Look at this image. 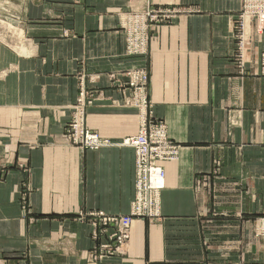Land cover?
Masks as SVG:
<instances>
[{
	"label": "crops",
	"instance_id": "0c3cea01",
	"mask_svg": "<svg viewBox=\"0 0 264 264\" xmlns=\"http://www.w3.org/2000/svg\"><path fill=\"white\" fill-rule=\"evenodd\" d=\"M149 3L180 12L129 54L119 12ZM0 7V264H264V34L249 24L239 66L241 0ZM140 68L145 104H132ZM81 88L85 127L109 141L96 149L65 131ZM150 117L180 145L161 163L160 216L133 219L124 254L94 259L112 229L91 213L130 212L135 156L121 142Z\"/></svg>",
	"mask_w": 264,
	"mask_h": 264
},
{
	"label": "built area",
	"instance_id": "2783aa9c",
	"mask_svg": "<svg viewBox=\"0 0 264 264\" xmlns=\"http://www.w3.org/2000/svg\"><path fill=\"white\" fill-rule=\"evenodd\" d=\"M180 12L177 7L155 6L147 4L144 9L120 11V27L126 34L127 52L140 55L146 52L148 34L163 23H170ZM4 22L0 20V24ZM255 22L257 30L264 34V0H241V7L234 24V38L237 47L239 66L249 41L248 27ZM261 73L264 75V40L260 51ZM129 86L132 89L131 103L145 104L142 91L147 84L146 71L142 68L127 71ZM87 92L81 88L76 103L72 106V115L65 131L68 140L81 149H96L109 141L85 127L83 110L87 104ZM122 145L130 146L135 156V194L130 212L126 215H104L91 213L102 226L101 233L107 227L112 230L106 235V241L99 244L94 259H103L124 254L129 238V227L133 219H155L160 216L158 207L159 192L164 187V171L161 163L175 160L180 145L172 140L166 124L152 117L144 119L138 132L122 139ZM105 227V228H104ZM256 234L264 238V224L256 227Z\"/></svg>",
	"mask_w": 264,
	"mask_h": 264
},
{
	"label": "rangeland",
	"instance_id": "374dc122",
	"mask_svg": "<svg viewBox=\"0 0 264 264\" xmlns=\"http://www.w3.org/2000/svg\"><path fill=\"white\" fill-rule=\"evenodd\" d=\"M0 8H1V7H0ZM2 8H3V7H2ZM3 9H4V8H3ZM255 235H256V236H259V235L256 234V228H255ZM259 237H261V236H259ZM261 238H262V237H261ZM263 239H264V238H263Z\"/></svg>",
	"mask_w": 264,
	"mask_h": 264
}]
</instances>
